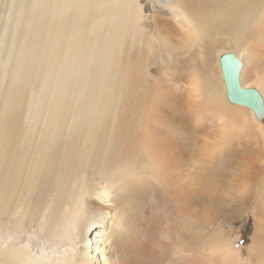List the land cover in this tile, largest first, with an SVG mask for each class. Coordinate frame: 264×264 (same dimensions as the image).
I'll use <instances>...</instances> for the list:
<instances>
[{
	"label": "rangeland",
	"instance_id": "374dc122",
	"mask_svg": "<svg viewBox=\"0 0 264 264\" xmlns=\"http://www.w3.org/2000/svg\"><path fill=\"white\" fill-rule=\"evenodd\" d=\"M2 1L6 7L10 0ZM13 1L17 3L19 0ZM129 1L135 14V35L127 41L124 36L118 35V31L124 33L133 29L129 26L115 29L113 50L107 58V78L115 79L112 72L115 58L120 60L119 57L123 59L121 62L126 75L109 89L102 87L94 101L96 105L113 107L117 104L116 93L124 92L121 110L117 112L120 123L117 125L115 151L101 169L116 166L117 160L121 165L134 162L142 167L138 177H146L126 187L123 198L129 199L133 209V218L126 225L130 229L128 236H132L133 241H120V236L114 233L111 236L114 251L124 258L122 264H170L173 259L175 264H180V257H174L171 249L174 242H179L189 251L187 255L201 262L204 243L220 238L239 251L246 264H260L259 253H254L252 249L258 226H264V125H260L246 109L236 120L231 119L229 114L233 113V109L226 97L223 99L225 110L221 111V117L219 109L209 107L204 93L208 81L203 72L214 70L212 75L217 77L213 61L219 52L235 50L229 40L239 36L238 30L233 28L232 21L227 22L224 14L221 15L225 13V7L219 0ZM38 3L27 0L22 14L16 15L18 21L30 20L33 16L32 25L36 21L37 30L40 23L46 22L50 35L53 61L49 85L45 91L39 88L34 90V101L41 94L45 99L41 104L43 107L67 106L77 110L87 106L90 104V90L96 80V73L87 72L88 62L96 61V39L93 40V35H90L95 34L96 38L93 16L84 17L81 40L78 42L76 39L73 43L76 33L70 39V34H67L73 18L72 0L67 2V10L48 11L47 15L41 12ZM84 4L85 14L96 11V0H85ZM188 18L192 22L196 20L202 29L201 40L196 45L163 50L158 46L146 47L139 39L151 38V32L156 27L176 44L182 36H188L185 23ZM24 30L26 28L23 26L19 27V32ZM54 37H57L56 41ZM63 40L66 41L64 45ZM63 46L68 55H77L84 61L82 68L71 62L60 74L57 64L62 54L58 56L57 50ZM114 49H119V52L115 53ZM6 65L7 61L3 63V70L7 68ZM245 70L249 76L250 66H245ZM75 74H79L77 82ZM35 77L38 78V75ZM85 78L89 80L85 82ZM83 86L88 90L83 92ZM50 95L53 96L51 100L48 99ZM110 111H113L112 108ZM44 115L36 123L37 127ZM106 120L102 123L109 132L113 118ZM135 120L138 121L137 129L133 124ZM46 125H49L48 121ZM35 130L34 137L39 128ZM152 130L158 131L156 134L164 143L171 141L173 144L150 153L147 145ZM102 143L97 140L94 157ZM22 159L20 184L24 185V190L21 200L19 196L17 200L13 196L10 200L11 205L14 202L16 205L25 203L27 215L33 213L31 222L27 224V228L33 231L45 224L43 216L46 209L53 206L52 200L60 185V178L46 180L44 173H40L41 169L34 170L38 164L31 160L29 153ZM163 174L165 180L161 178ZM88 178L92 179L90 175ZM92 181L95 182L94 179ZM41 186L47 187L42 195L38 189ZM113 191L117 192L115 189ZM176 194H179L178 199H175ZM100 196L99 190L98 195L90 197L89 204L104 206ZM185 206L188 207L185 208L186 212L182 211ZM187 217H190L191 225L183 229L182 221ZM93 229L97 231V225L90 228L89 235L94 234ZM40 244L47 246L42 239ZM261 244L263 246L260 248L264 249V240H261ZM28 245L23 243L24 252L32 253V246ZM179 251L180 254L183 252L182 249ZM99 260L101 257L96 256L90 264H101ZM211 260L214 264L219 262L214 257ZM72 261L79 264L74 259Z\"/></svg>",
	"mask_w": 264,
	"mask_h": 264
},
{
	"label": "bare ground",
	"instance_id": "6f19581e",
	"mask_svg": "<svg viewBox=\"0 0 264 264\" xmlns=\"http://www.w3.org/2000/svg\"><path fill=\"white\" fill-rule=\"evenodd\" d=\"M35 1H39V8L44 15H47L48 11L67 10L66 8L69 7L67 2H70V0ZM219 2L225 7V13L221 15L224 14L227 22L232 21L233 28L238 30L239 36L229 40V43L234 44L235 47V50L230 53H233L242 64L240 84L244 89L253 88L260 94L263 110L255 113L251 108L233 104L228 100L220 67V57L227 51L219 52L213 61L217 77L212 75L214 70L207 69L208 73L203 72L208 81L204 86L207 104L213 110L219 109L222 117L221 111L225 110L223 99L226 97L233 109V113L229 114L231 119L236 120L239 114L243 115L246 112V109L261 123L260 125H264V0H219ZM84 3L85 0H72L73 18L67 34H70V39L76 33L73 43L76 39L80 42L84 30L83 19L86 15V17L93 16L92 20L96 28L92 31L96 32V38L95 34L90 35H93L91 36L93 40L96 39V61L94 59L95 63L92 60L88 62L87 72L96 73V80L89 93L90 104L76 110L67 106L43 107L41 104L45 99L41 94L37 95L34 101L33 93L36 88L43 91L48 88L49 71L53 61L46 22L40 23L37 30L36 21L34 26L32 25L33 16L30 20H17L16 15L22 14L27 0H19L17 3L10 0L6 7L0 0V264H73V259L79 264H90L96 256L101 257L99 260L101 264H122L124 258L122 259L114 251L111 236L116 233L120 236V241L127 239V241H133L132 236H128L130 229L126 225L133 218V209L129 199H124L123 195L126 193V187L146 178L138 177L142 167H138V164L134 162H125L121 165L117 160L116 166L106 170L101 169L111 153L115 151L117 125L120 123V115L117 114L122 107L124 92L116 93L117 104L113 107H107L105 104L96 105L94 101L102 87L106 86L105 90H107L114 82L122 80V77L126 75L121 62L123 59L119 57L120 60L115 58V67L112 72L115 79L107 78L109 71L107 58L113 50L115 29L117 30L120 26H129L133 30L124 33L119 30L118 35L124 36L127 41L134 37L135 14L129 0H96V11L92 13L89 11L88 14L84 13ZM63 13L67 12L63 11ZM185 23L188 36H182L176 44L156 27L151 32L152 40L150 37L147 40L142 37L139 39L146 47L158 46L163 50L191 47L201 40L202 29L199 28L196 20L192 22L191 18H188ZM21 26L26 30L19 32ZM204 30L206 31V28ZM77 35L80 37L77 38ZM54 39L56 41L57 37ZM64 43H66L65 40L61 44L64 45ZM119 44H122L121 38H119ZM65 49L66 47L57 50L58 56L62 54L57 64L61 75L71 62L80 68L84 66V61L77 55H68ZM114 52L118 53L119 49H114ZM91 55L93 56V52ZM6 61L7 68L3 70V63ZM245 66H250L249 76ZM71 70L73 72V68ZM36 74L38 78L35 77ZM77 76L79 74H75V82H77ZM87 80L89 78H85V82ZM85 87L83 86V92L88 90ZM52 97L50 95L48 99L51 100ZM110 108L113 111H110ZM43 114L45 118L37 127L36 123L41 120ZM111 118L113 122L108 132L102 122L106 119L110 121ZM46 121L49 125H46ZM137 122V120L133 122L136 129ZM35 128H39V132L34 137ZM156 131H151L148 140L147 146L150 153L173 144L171 141L164 143ZM101 133H103L102 136ZM97 140L103 143L94 157ZM27 153L31 160L38 164L34 170L41 169L40 173H44L46 180L60 178V185L53 196V206L48 207L43 216L45 224L41 226V229L33 231L27 228L33 213L29 212L27 215L28 208L25 203L16 205L14 202L11 205L10 200L12 196L16 200L19 196L21 200L24 185L20 184L22 173L20 165L24 162L22 157ZM64 165H66L65 168ZM89 175L95 182L88 178ZM161 178L165 180V174ZM100 184L103 186L100 187ZM38 189L42 195L47 187L41 186ZM114 189L117 192L113 191ZM99 190L104 206L89 204L90 197L98 195ZM176 195L178 196L175 199H178L179 194ZM185 203L187 202H183ZM185 208L188 209L185 206L182 207V211H185ZM189 218L183 219V229L191 225ZM94 225H97L98 229L97 231L93 229L94 234L89 235L88 231ZM125 236H127L126 239ZM137 237L134 238L137 239ZM40 239L45 240L47 246L40 244ZM261 240H264L262 225L258 226L252 250L256 254L259 253L260 264H264V249L260 248L263 246ZM23 243L32 246L28 245L32 248V253L24 252ZM203 246L205 256L203 255L202 261L197 258L201 262L187 255L189 251L181 247L179 242L172 244V255L177 256V259L180 257L179 261H182L180 264H214L212 257L216 258L219 264H246L241 259V253L234 250L232 245L226 243L224 239L206 241ZM180 249L183 250L181 254ZM185 257L187 259L184 260ZM173 260L169 263L175 264Z\"/></svg>",
	"mask_w": 264,
	"mask_h": 264
},
{
	"label": "water",
	"instance_id": "95a60500",
	"mask_svg": "<svg viewBox=\"0 0 264 264\" xmlns=\"http://www.w3.org/2000/svg\"><path fill=\"white\" fill-rule=\"evenodd\" d=\"M220 67L226 86L228 100L236 105L251 108L255 113L263 110L262 98L253 88L244 89L240 84V72L242 64L240 60L230 52L220 57Z\"/></svg>",
	"mask_w": 264,
	"mask_h": 264
}]
</instances>
